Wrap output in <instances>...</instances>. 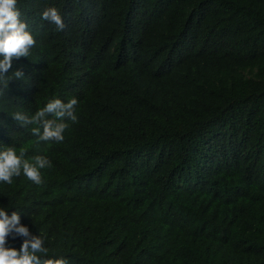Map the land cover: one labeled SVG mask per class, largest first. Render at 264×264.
<instances>
[{
    "label": "trees",
    "instance_id": "trees-1",
    "mask_svg": "<svg viewBox=\"0 0 264 264\" xmlns=\"http://www.w3.org/2000/svg\"><path fill=\"white\" fill-rule=\"evenodd\" d=\"M17 8L36 43L0 81V150L52 166L40 185L0 182L29 231L5 248L41 236L69 264H264V0ZM72 98L62 142L13 119Z\"/></svg>",
    "mask_w": 264,
    "mask_h": 264
},
{
    "label": "clouds",
    "instance_id": "clouds-1",
    "mask_svg": "<svg viewBox=\"0 0 264 264\" xmlns=\"http://www.w3.org/2000/svg\"><path fill=\"white\" fill-rule=\"evenodd\" d=\"M21 12L17 8V0H0V81L5 83L3 74L9 72L12 68L14 59L28 57L30 49L35 46L33 35L27 31V24L21 19ZM43 20L54 24L58 31H62L64 23L62 15L55 7H49L42 13ZM15 78H20L22 73L16 71L12 74ZM78 101L75 98L64 103L60 99L49 101L46 106L38 110L33 116L29 117L23 113L13 114V119L21 122L22 125H39L32 128V133L42 141L62 142L63 133L69 127L66 120L75 123L78 117L75 114V106ZM51 115L53 118L48 119ZM41 128L43 132L41 134ZM34 163H30L24 158L23 151L17 154L13 147H5L0 150V182L12 184L13 178H18L23 174L28 180L40 185L42 183L41 169L50 168L51 162L45 156L34 157ZM19 214L14 211L9 218L6 210L0 207V264H69V261L63 257H47L48 250L44 245V239L33 237L31 241L25 240L18 251L6 249V237L12 231L28 236L29 231L25 226H19ZM31 249V250H29ZM41 255H37V254Z\"/></svg>",
    "mask_w": 264,
    "mask_h": 264
}]
</instances>
